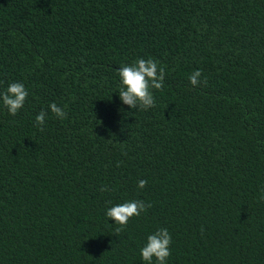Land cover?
<instances>
[{"label": "trees", "instance_id": "obj_1", "mask_svg": "<svg viewBox=\"0 0 264 264\" xmlns=\"http://www.w3.org/2000/svg\"><path fill=\"white\" fill-rule=\"evenodd\" d=\"M140 58L166 73L147 110L119 97ZM13 82L0 264H147L161 228L167 264H264V0H0V94ZM132 200L152 206L116 233L107 210Z\"/></svg>", "mask_w": 264, "mask_h": 264}, {"label": "clouds", "instance_id": "obj_2", "mask_svg": "<svg viewBox=\"0 0 264 264\" xmlns=\"http://www.w3.org/2000/svg\"><path fill=\"white\" fill-rule=\"evenodd\" d=\"M118 75L121 81L119 97L123 104L139 110H147L155 106L154 96L150 89L163 90L166 75L165 68L159 65L158 61L140 58L131 65H122L118 69ZM201 76V70H195L189 76L190 84L199 85ZM204 83H207L206 79ZM28 95L29 93L23 83L13 82L8 85L4 93L0 94V100H2L9 114L16 116L24 107ZM49 107L58 119H67V113L56 103H51ZM47 115L48 113L42 110L36 116V124L40 131H44L43 126ZM146 185V180L138 181L140 189L145 188ZM101 191H110V189L102 187ZM261 198L264 199V195ZM151 206L150 203H145L142 200H132L109 208L106 215L120 226L116 228V233H119L131 218L140 216L141 212H145ZM171 244L172 236L168 229L157 230L148 236L146 244L141 248L142 259L147 264H152L154 258L157 264H167V259L171 255Z\"/></svg>", "mask_w": 264, "mask_h": 264}]
</instances>
